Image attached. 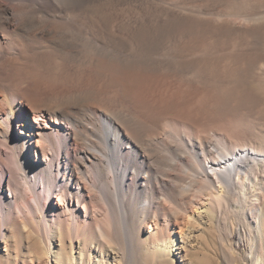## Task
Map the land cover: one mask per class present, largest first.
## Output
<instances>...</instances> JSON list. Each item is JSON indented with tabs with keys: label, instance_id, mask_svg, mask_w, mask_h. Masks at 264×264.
Returning a JSON list of instances; mask_svg holds the SVG:
<instances>
[{
	"label": "bare ground",
	"instance_id": "6f19581e",
	"mask_svg": "<svg viewBox=\"0 0 264 264\" xmlns=\"http://www.w3.org/2000/svg\"><path fill=\"white\" fill-rule=\"evenodd\" d=\"M255 112L264 0H0V264H186L201 225L264 264Z\"/></svg>",
	"mask_w": 264,
	"mask_h": 264
},
{
	"label": "rangeland",
	"instance_id": "374dc122",
	"mask_svg": "<svg viewBox=\"0 0 264 264\" xmlns=\"http://www.w3.org/2000/svg\"><path fill=\"white\" fill-rule=\"evenodd\" d=\"M232 105H235V102H232ZM221 106L225 107V105H221ZM242 109H244V108H242ZM220 110H221V107H220ZM215 114L218 115V112H216ZM254 114L252 115V117L257 118V121L259 123L263 124V126H264V112L263 113L255 112ZM217 115H215V116H217ZM1 156L4 157L5 155L1 154ZM35 157H36V155H35ZM87 182H86V184H88ZM6 187H7V193L10 194V188H8L9 187L8 181L6 182L5 188ZM82 191L84 192V195H86L84 198H86L89 201V199H90V197H89L90 194L88 193L89 190L87 188L86 189L83 188ZM74 192H75L74 193L75 197L69 199L70 205L77 207V212L80 216L83 217L84 221L89 220V218H88L89 215L91 217V220H94V219L97 220L98 219L100 222H102V221L104 222L105 220L106 221L108 220L107 217L104 218L105 217L104 215H99L98 217H95V215L93 216V213L96 212L97 207H94L95 205H93V203H91V202L88 203V206H85L82 199L81 200L78 199L76 189H74ZM61 193H62V191L58 190L54 194L58 196ZM3 194H4L3 192H0V199L2 198ZM43 194H44V192H43ZM7 196H8V194H7ZM43 196H44L43 199H46V195H43ZM21 197L22 198H20L19 201L16 202L17 204L13 203L14 208H17V210H18V208L21 207L22 211L24 213H27L29 216H33L32 215L33 209L35 210L36 214H38L39 210L36 207L37 206L36 199L34 197H32V195H29V194H24ZM57 198L58 197L55 196L54 198H50L49 200L51 201L53 199V201H57ZM46 201H47V199H46ZM48 203H49V205H50V203L53 206L55 205L49 201H48ZM59 210H61V208ZM101 216H102V219L100 218ZM199 227H201V229H198L195 232L196 237L198 238V240H196L197 244L195 245V247L193 246V248H192L190 245V242H188V241H186L184 244V246L186 248L190 249L189 254L185 256L186 264H259L257 257H256V255H257L256 250H252V248L250 249L249 247H246L245 245H239L237 247L238 254L236 256H232V258L227 259L224 256V253L222 250L223 245L219 241L218 237H216L217 236L216 233L214 231H211V230L203 231L202 225ZM37 228L39 229L38 230L39 232H42V231H40L39 227H37ZM177 229H179V228H177ZM263 230H264V223H263ZM263 237H264V235L262 236V238ZM186 240H188V239H186ZM263 240H264V238H263ZM10 242H9L10 253H9V257L7 259V264H11V263L15 264L16 261H19L20 259L22 260L30 249L36 247L35 245L32 244V241L28 240V239H24L22 245L18 244V242L13 240V239H11ZM179 242L182 243V239H181L180 235H179ZM36 248L38 250H40V249L42 250L41 245L37 246ZM89 256H90L89 252H86V257H89ZM38 261L39 262H37L36 264H42L44 262V259L39 258ZM57 263H58V261H55V264H57ZM31 264H35V263H31ZM110 264H112L111 261H110ZM136 264H145V262H141V263L137 262ZM150 264H155V263L151 262ZM162 264H171V263L162 262Z\"/></svg>",
	"mask_w": 264,
	"mask_h": 264
}]
</instances>
